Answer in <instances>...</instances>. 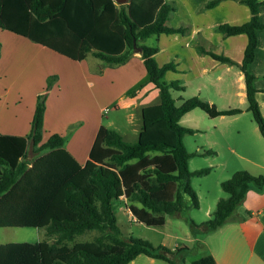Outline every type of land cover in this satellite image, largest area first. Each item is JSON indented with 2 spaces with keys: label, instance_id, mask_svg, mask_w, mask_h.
<instances>
[{
  "label": "trees",
  "instance_id": "1",
  "mask_svg": "<svg viewBox=\"0 0 264 264\" xmlns=\"http://www.w3.org/2000/svg\"><path fill=\"white\" fill-rule=\"evenodd\" d=\"M220 1L209 0L205 5L212 7ZM242 1L250 7V19L241 24L222 22L218 28L226 36L248 35L243 60L238 62L201 44L197 47L199 52L235 64L244 72L248 109L264 136L257 75L250 69L259 30L264 28L260 9L264 0ZM174 10L167 0H0V28L75 60L86 59L91 53L109 65L124 64L136 47H142L148 81L155 84L160 97L159 102L142 107L136 141L101 124L82 164L66 148L64 134L53 132L44 139L46 97L52 84L48 79L46 91L38 94L30 132H0V227L44 228L48 239L0 243V264H129L140 254L178 264L174 254L187 246L173 250L141 237L124 236L114 202L126 199L135 218L153 226L164 225L167 215L186 206L199 207L190 177L211 168L189 169V159L195 153L188 150L184 137L196 129L183 125L181 118L197 107L212 117L236 115L243 109L219 108L199 95L176 102L172 89L184 90V85L180 80L164 79L169 70L176 69V63L160 64L155 56L158 48L143 43L152 34L188 30L186 25L168 23ZM145 84L129 89L128 95L137 94ZM208 153L214 150L200 152ZM252 183L263 187L264 174L242 169L222 181L228 195L211 211L205 223L208 231L233 219ZM94 230L98 233L92 238L77 240L78 235ZM192 263L216 264V258L208 253Z\"/></svg>",
  "mask_w": 264,
  "mask_h": 264
},
{
  "label": "rangeland",
  "instance_id": "2",
  "mask_svg": "<svg viewBox=\"0 0 264 264\" xmlns=\"http://www.w3.org/2000/svg\"><path fill=\"white\" fill-rule=\"evenodd\" d=\"M167 1L175 6V10L170 15L168 23L175 27L186 25L189 27L188 30L185 33L163 32L160 34H152L143 43L158 48L155 56L159 63L171 61L176 63V69L168 72L164 79L166 81L181 80L185 89H172V94L176 98V102L180 104L185 98L195 95L198 86H203L200 80H194V48L199 52L197 46L199 44L206 46V42L199 33L195 34L194 40V0ZM218 26L219 24L217 23L213 28L216 31H221ZM4 31H7V34H3ZM4 31L0 32V42L5 45L9 44V39L7 38H10V36L27 41L25 40L27 38L23 36L8 30ZM185 39L191 42L190 48L185 46ZM24 41L21 42L25 43ZM136 52L140 53L138 49ZM222 52L221 49L219 54ZM57 55H59L57 56L59 59H56L52 65L53 68L54 66L56 67L57 71L51 72L45 77V87L37 93L38 98L39 93L46 91L48 79H52V84L47 91L46 97V107L47 102L50 104V111L46 119V134H50V131L51 133L54 132L53 128L55 127L62 130L60 132L66 136L65 146L67 148L68 144L71 143L72 136L75 135L74 133L81 125L85 124V129L87 130H83L85 132L83 135H86L88 129L91 126L94 127L96 119L98 120L100 116V124L117 130L129 141H136L142 124L140 107L136 106L131 109V119L129 108L120 109L117 107L118 104L122 105L123 101L128 100L127 96L119 100L116 97L117 94L113 95V92L107 94V91H105L99 97L98 95L95 96L90 88V81L95 78L92 74L100 76L105 66L113 68L114 70L123 64L109 65L90 53L85 61L86 78L83 72L80 73L73 65L70 66L76 61L62 54ZM222 64L225 65L224 62ZM134 65L135 67H132L134 77H131L129 73L125 78L118 75L117 77H113V79H146L148 76L147 72L145 73V77L140 75V71L142 73V69L144 71L146 69L143 60H137L134 62ZM230 65L228 70L223 69L211 73L210 77L212 79H209V76H207L208 85L211 88L208 87L209 90L207 93L203 91L202 94H211L212 98L216 101L214 103L219 108L240 107L243 109L242 112L236 115L212 117L205 110L197 107L184 114L180 121L183 125L196 129L193 133H186L184 137L188 150L195 153L189 159V169L195 171L204 167L211 168L208 173L192 174L190 177L191 184L198 194L200 206H186L176 214L167 215L164 225L153 226L134 219V215L128 209L129 202L127 200H116L114 202L116 215L124 236L141 237L151 241L156 246L163 244L173 250L187 246V249L174 254V259L178 264H193L192 261L195 258L208 254L211 250L218 255L219 259L231 250L237 255L236 262H239L242 257L246 258L249 254L250 244L247 241L246 244L248 243L249 245L243 243L244 239L234 231L233 226L234 222H241L243 218L244 220H249L253 217L248 209L251 206L249 200L244 203L240 202L233 213V219L227 221L221 227L208 231L205 224L211 211L215 209L218 200L228 195L222 188L221 183L223 180L232 177L235 171L242 169L249 170L254 175L264 174V136L258 128L259 126H257L258 124L254 119L252 111L248 109L249 103L246 95L245 80L238 79L240 68L235 64ZM114 73L110 76H115ZM54 74L58 75V78H54L52 76ZM219 74L222 75V79H217V75ZM35 76H37V73ZM60 79L63 81L62 85L59 82ZM72 79H87L86 94L81 93L79 99L77 98L74 101H71L69 97L67 101L63 100L68 89L73 84ZM57 84L58 86L55 89ZM122 84L125 86L124 82ZM62 87L64 91L61 90L63 89ZM52 89L55 90L51 98L50 92ZM99 91L100 89L98 88L97 92ZM222 91L225 92L224 95H220ZM197 93L199 95V92ZM203 95L199 96L204 98ZM159 100L160 98L156 97L155 100L146 101L144 105L157 103ZM58 101L59 103H57ZM99 103L101 106H108V109L102 115L99 112ZM206 149H212L214 153L200 154V152ZM33 156V151L30 150V157ZM252 186L256 185L252 183ZM187 203H189V200ZM236 225L238 224L236 223ZM97 233L96 230L88 231L78 235L77 240L90 239ZM44 239H48L44 228L32 226L0 227V243L10 241L34 242ZM129 264L171 263L164 259L152 258L146 254H140Z\"/></svg>",
  "mask_w": 264,
  "mask_h": 264
},
{
  "label": "crops",
  "instance_id": "3",
  "mask_svg": "<svg viewBox=\"0 0 264 264\" xmlns=\"http://www.w3.org/2000/svg\"><path fill=\"white\" fill-rule=\"evenodd\" d=\"M207 1L208 0H194V40L195 34L199 33L205 39V47L207 49L217 53H219V51L222 49L223 54L230 56L236 61H242L241 59L243 58L241 57H244V51L248 43V35L246 33H239L226 36L222 33V31H216L213 27L217 23L220 24L222 22L241 24L248 21L251 17L250 7L242 0H221L215 6L207 7L205 5ZM260 9L261 17L264 21V3L260 6ZM1 29L3 31L7 30L0 28V32H3ZM3 34H7V31H4ZM18 35L23 36L21 34ZM7 39H9V44L5 45L1 42L0 47V132L27 134L31 130L32 118L36 108L37 93L45 87V77L49 73L57 71L56 67L54 66L53 68L52 65L56 59H59L57 58V56H59L57 54L60 53L37 42L33 43L34 41L32 42V40L29 38L25 39L27 41L18 39L14 36H10V38ZM21 41H24L25 43H22ZM190 43V41L185 39L184 44L186 47L190 48ZM139 59H141V52H135L126 63L121 65V67H118L119 69L117 68L113 70V68L105 66L102 75L99 76L97 74H92V76L95 78L91 79V86L89 85L95 96L98 95L100 97L105 91H107V94H110V92H113V95L117 94L116 97L119 100L125 98L124 96H127L128 100L123 101L122 105L118 104L117 107L120 109L129 108L131 119V109L139 106L141 113L142 107L148 105H144L146 101H152L155 100L156 97H159L158 88L155 87L153 82L148 81V76L146 79L144 78L142 80H139V78L113 79V77H117L118 75H120L122 78H125L129 73L131 74V77H134L132 67H135L134 62ZM72 60L76 62L72 63L70 66L73 65L80 71V73L83 72L87 78V74L85 73L86 59ZM221 62L223 63L224 61L214 58L209 53H200L194 48V80H200L203 85L198 86L197 92H199V95H203V91L207 93L209 90L208 87L210 86L208 85L209 83L207 81V76H209V79H212L210 77L211 73L223 69L228 70L230 68L231 65L228 62H224L225 65H223ZM250 69L257 75L255 80V86L258 89L256 96L264 114V28L259 30L256 55L253 62L250 64ZM170 71L173 70H169L168 72ZM113 72H115V76H110ZM146 72V69L145 71L142 69V73L140 71V75L145 77ZM36 73L37 76H35ZM217 79H222V75H217ZM238 79L245 80L244 72L241 69ZM72 80L73 84L68 89L63 100L67 101V98L69 97L71 101H74L77 98L79 99V95L81 93L86 94L87 79ZM61 81L62 79L59 80L62 85L63 81ZM138 81L146 82V84L138 91L137 94L128 96V90L138 85ZM122 82L125 83V86H123ZM58 84L55 86V89L57 88ZM98 88L100 89L99 92H97ZM54 90L52 89L50 92L51 98L53 97ZM61 90L64 91V88ZM197 92H195V95L198 94ZM224 94L225 92H220V95ZM203 97L210 100L211 102H216L214 98H212L211 94H205ZM57 103H59V101ZM99 105V112L102 115L104 112H106V108L108 106H101L100 103ZM49 111L50 104L47 102L44 119V139H46L51 134V131L50 134H46V119ZM100 126L101 124L99 116L98 120L96 119L95 121L94 127L91 126L92 128L90 127L88 129L86 135H83V133H85L83 130H87L85 129L84 124L81 125L80 128H78L74 133L75 135L72 136L71 143L68 144L67 149L73 153L80 163L84 164L87 161L90 149ZM53 131L60 132L62 130H59L57 127H55L53 128ZM247 200H249L251 203V206L248 209L253 217L249 220H244L243 218V221L241 222H234L233 226L234 231L244 239L243 243L246 244L247 241L250 244L249 254L246 258L242 257L239 262H236L237 255L230 249V251H228L227 254L222 256L220 259L218 255L213 250H211L209 253H212L216 258V264H264V186L250 187L246 196L241 202L244 203ZM133 218L136 219L135 216H133ZM236 223L238 225H236ZM248 243L246 245H249Z\"/></svg>",
  "mask_w": 264,
  "mask_h": 264
},
{
  "label": "water",
  "instance_id": "4",
  "mask_svg": "<svg viewBox=\"0 0 264 264\" xmlns=\"http://www.w3.org/2000/svg\"><path fill=\"white\" fill-rule=\"evenodd\" d=\"M116 1L119 2V3H124V2H127L128 0H116ZM137 49H138L139 52H141L142 47H136V51H137Z\"/></svg>",
  "mask_w": 264,
  "mask_h": 264
},
{
  "label": "built area",
  "instance_id": "5",
  "mask_svg": "<svg viewBox=\"0 0 264 264\" xmlns=\"http://www.w3.org/2000/svg\"><path fill=\"white\" fill-rule=\"evenodd\" d=\"M108 109V107L106 108V110Z\"/></svg>",
  "mask_w": 264,
  "mask_h": 264
}]
</instances>
